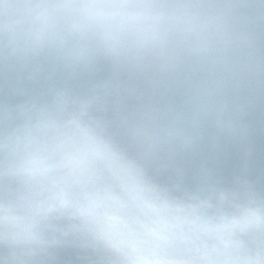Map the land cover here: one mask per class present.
<instances>
[{"label": "clouds", "instance_id": "1", "mask_svg": "<svg viewBox=\"0 0 264 264\" xmlns=\"http://www.w3.org/2000/svg\"><path fill=\"white\" fill-rule=\"evenodd\" d=\"M0 264H264V0H0Z\"/></svg>", "mask_w": 264, "mask_h": 264}]
</instances>
